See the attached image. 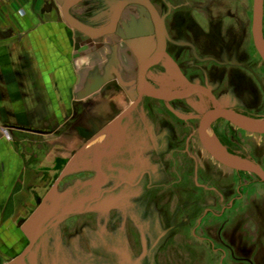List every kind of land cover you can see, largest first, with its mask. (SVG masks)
I'll return each mask as SVG.
<instances>
[{"label":"rangeland","instance_id":"rangeland-1","mask_svg":"<svg viewBox=\"0 0 264 264\" xmlns=\"http://www.w3.org/2000/svg\"><path fill=\"white\" fill-rule=\"evenodd\" d=\"M220 1L229 6L228 11H222L228 18H222L215 8L221 5ZM252 14L253 0H187L185 9L174 15L171 22L184 20L179 36L201 41L218 51L222 50L220 43L230 44L233 50L237 48L236 53H247L252 64L256 57L251 43ZM238 20L242 22L239 28L235 26ZM120 98L115 104L123 109L119 113L114 110L115 119L103 129V135H99L102 131L94 132L87 144L76 149L72 168L64 166L57 174L55 190H46V197L54 193L46 203L40 201L45 203L39 217L46 220L43 227L39 231L34 228L33 232L23 230L40 204L33 207L29 217L15 220L18 239L14 244L21 242V237L26 241L16 245L10 264H19L22 256L21 264L221 263L222 255L214 254L193 229L208 209L221 210L235 197L236 179H218L222 171L230 169L193 143L190 155L176 157L175 166L167 155L177 147L176 137L167 131V136H155V144L146 139V129L159 123L161 109L153 106L148 117L151 105L141 104L129 116L134 107L124 109ZM260 108L264 113L262 93ZM255 121L263 122L264 118ZM225 133L235 143L232 145L236 153L244 156V148L239 147L241 141L248 152L247 159H243H256L264 168V134L249 132L248 136L220 130V134ZM210 134L215 139L211 129ZM249 177V181L256 180L253 175ZM195 181L200 186H216L218 194L209 195L208 190L194 187ZM229 181L231 189L224 192L219 182ZM174 182L182 183L170 186ZM218 198L224 199L225 205L220 207L222 201ZM200 235L214 238L219 247L227 245L234 249L232 253L227 250L224 264H264V185L260 184V203L244 204L222 219L207 217ZM2 245L5 251L6 246Z\"/></svg>","mask_w":264,"mask_h":264},{"label":"flooded vegetation","instance_id":"flooded-vegetation-1","mask_svg":"<svg viewBox=\"0 0 264 264\" xmlns=\"http://www.w3.org/2000/svg\"><path fill=\"white\" fill-rule=\"evenodd\" d=\"M119 1L122 0H82L79 4L72 7L71 13L83 26L92 29H103L110 25L113 13L117 7V2ZM148 1L159 15L161 35L165 50L163 51L164 56L161 61L147 71L146 84L153 90L161 91L165 97L157 99L151 96H141L139 93L138 76L140 62L137 57V52L144 46L147 48L148 53L153 56L158 49L157 23L150 10L141 4L128 5L123 9L116 31L112 34L127 47V54L136 61V66L133 69L135 73L134 83L128 88L126 86L124 87L121 81L119 82L118 79H115L111 84L105 87V89L111 96L123 98L125 104L124 109L129 106L134 107L132 110L130 109L129 116L136 110V107H140L141 104L151 105L150 109L148 108V117L153 113V106H157L161 109L159 123L157 121L151 126L153 128L149 127L146 129V139L150 143L155 144V136H167V131L168 135L172 134L176 137L178 140L177 147L173 148L170 154L167 155L169 156L167 160L171 158L170 161L175 166H177L178 163L175 159L176 157L190 155L192 143L196 144L199 150L202 149V151H205L212 160H215L205 150L201 140V122L207 114L216 110H227L254 121H260V118H264L263 110L260 108V94L262 93L264 95V59L256 49L253 32L251 34V43L256 57L254 56L255 59L252 64H250L247 53L245 56H243L242 53H236L238 51L237 48L233 50L230 44L220 43L222 50L218 51L216 48H209L206 46V43L203 44L201 41L179 36L180 32L184 30V20L180 17L181 20L174 24V22H171V18L185 9L187 0ZM219 4L221 5L215 8L219 10V15H222V18H224L226 15H224L222 11L225 9L227 10L229 6H227L224 1H220ZM59 8L62 12L61 4ZM235 9H237V7ZM66 25L72 33H78L85 38L93 39L72 28L67 23ZM235 26L238 28L241 27L242 22L238 20ZM219 29L222 31L221 24L219 25ZM105 37L108 36L99 37L97 39L99 40ZM209 38L214 40L212 36H209ZM238 55L240 57H237ZM260 61L263 65H260ZM197 87L203 88L207 93L197 92ZM137 95L139 96L137 97ZM112 105L106 108H102L101 105L95 109H93L94 105H89L88 108L84 105L79 110H74L70 118V125L62 130L63 135L64 132L71 130L72 141L68 143L69 146L71 145V148L59 145L60 142H58L56 149L57 154L54 161L55 164L53 166L55 171L49 183L50 186L53 185V182L57 178V174L61 172L64 166L66 167V165L72 161L74 151L84 144H87L89 141L88 139L94 132L102 131L99 135H103V129L109 125L110 121H114L115 119L116 113L114 110L117 109L119 113L121 109H123L120 106H116L115 103H112ZM162 111H165V114ZM210 129L213 131L215 139L220 141L230 154L239 158L242 157V159H247V148L241 141L239 143L236 139L237 143H239V147L241 149L244 148V152L242 153L244 156H242L241 153H236L232 145L235 143L229 139L227 133L223 135L220 134V130L224 129L228 130L231 134L241 133L248 136L250 133L257 135L264 134L249 133L247 130L236 126L231 121L224 118H216L209 125V133ZM59 131V129L55 130L56 133ZM59 134L60 133H58V136ZM210 135L212 136V134ZM61 146L63 150L59 149ZM165 156L166 155L163 157ZM167 160H165L164 163L167 162ZM215 161L218 162L217 160ZM252 162L260 165V162L256 159H252ZM224 168L230 169V172L222 171V176L219 174L218 179L226 176L236 179L235 197L231 198L228 202L224 199L222 200V198H218V200L222 201L220 207L225 205L223 201H225L227 205L223 206L221 210H216V208L208 209L206 211L208 213L197 220L193 229L194 234L197 235L200 241L210 245L211 251L214 254L222 255L220 264H224V260L228 256L227 250H231L230 253H232L234 249L232 247L229 248L227 245L226 248L224 247L225 249L219 247L214 238L200 235V230L203 227L205 219L207 217H213L214 219L229 217L231 212L234 213V209L236 210L244 204L260 203V184L264 185V183L260 181V178L252 173L234 170L226 166ZM251 175L256 177L255 181H249V176ZM63 182L64 181L61 183L63 184ZM177 183L180 184L182 182H174L170 184V186H175ZM197 183V181L193 182L194 187L208 190L207 194H218L216 186L206 187L204 185L200 186ZM221 184L222 183L219 182V187L220 189H224V192L231 189L232 183L230 181L229 183L222 184L223 187ZM257 232L259 234V230ZM21 238V242L19 240L18 244H14L16 239H18L17 232H15L11 237V240H13L11 244L14 245L11 246L6 245L1 238L0 260L10 262V255L12 256L15 254L16 247L19 246V244L23 245V241H26L25 238ZM1 243L6 246L5 251H3L4 249ZM245 249L246 248H243V250Z\"/></svg>","mask_w":264,"mask_h":264},{"label":"crops","instance_id":"crops-1","mask_svg":"<svg viewBox=\"0 0 264 264\" xmlns=\"http://www.w3.org/2000/svg\"><path fill=\"white\" fill-rule=\"evenodd\" d=\"M59 7L0 0V241L9 246L17 217H29L56 187L55 178L49 183L57 144L71 148L72 132L62 130L74 110L120 102L105 87L118 79L129 88L135 79L136 61L115 35L72 33Z\"/></svg>","mask_w":264,"mask_h":264},{"label":"water","instance_id":"water-1","mask_svg":"<svg viewBox=\"0 0 264 264\" xmlns=\"http://www.w3.org/2000/svg\"><path fill=\"white\" fill-rule=\"evenodd\" d=\"M62 5V12L65 22L76 29L77 31L89 36L93 39H97L103 36L112 35L117 28V24L120 19V15L123 9L132 4H141L146 6L151 14L154 17V20L157 23V35H158V49L153 54L148 53L147 48L142 46L138 52L137 57L140 62V70L138 76V87L139 93L141 96H151L157 99H162L165 95L161 91L153 90L146 84V74L147 71L154 65L158 64L162 57L164 56V42L161 33V22L159 15L155 8L150 4L148 0H122L117 2V7L113 13L112 21L108 27L103 29H92L86 26H83L81 22H79L71 13L72 7L79 4L82 0H58ZM263 24H264V0H253V39L256 49L259 54L264 59V33H263ZM197 92L207 93L203 88L197 87ZM141 99V98H140ZM216 118H224L231 121L238 127L247 130L248 132L253 133H264V121L256 122L254 120L247 119L245 117L239 116L232 111L227 110H216L211 112L205 116V118L201 122L200 133L201 140L205 150L218 162L222 165L229 167L234 170L245 171L256 175L260 178V181L264 183V169L261 165H258L255 162L244 160L237 156L230 154L224 148H222L218 142L210 135L209 133V125ZM55 190V188H53ZM51 194L45 199L48 201L52 197ZM45 203L40 204L37 210L32 214V218L26 223L25 228L23 230H28L29 232H33V229H37L38 231L43 227L45 223V219H40L41 212L45 208ZM36 217H38L36 219ZM23 256L18 259L19 264H21L23 260Z\"/></svg>","mask_w":264,"mask_h":264}]
</instances>
